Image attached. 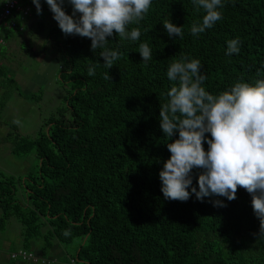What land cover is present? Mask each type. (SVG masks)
<instances>
[{"label": "trees", "instance_id": "trees-1", "mask_svg": "<svg viewBox=\"0 0 264 264\" xmlns=\"http://www.w3.org/2000/svg\"><path fill=\"white\" fill-rule=\"evenodd\" d=\"M40 3L42 14H51L47 34L56 46L57 80L68 89L35 138L11 151L34 152L33 173L0 178V230L14 220L21 242L8 251V264H55L44 251L74 241L75 254L66 264H264V232L244 188L238 187L232 201L213 196L202 202L195 194L187 201L170 200L164 198L159 178L171 155L167 143L172 141L159 120L160 105L176 83L168 79L169 65L182 57L200 60L201 74L207 77L203 86L213 95L238 82L254 85L264 79V0H222V19L198 36L191 26L202 22L205 12L193 0H152L140 23L127 26L128 31L139 28L138 40L115 33L107 38V47L120 55L111 69L103 64L102 49L93 51L90 38L65 35L46 0ZM18 5L27 7L26 15L14 9L6 19L14 26L1 23L0 28L5 39L11 37L10 44L19 43L29 52L32 45L22 35L27 21L36 19L27 31L31 33L43 19L32 0H18ZM63 7L72 14L68 0ZM165 20L182 26L183 38H170ZM13 29L20 40L12 38ZM237 38L239 53L227 55V42ZM7 43L0 44V58L12 55ZM140 43L151 49L147 63ZM89 67L95 68L91 77ZM106 73L111 79L104 78ZM176 138L178 131L172 140ZM203 147L208 150L206 141ZM202 171L192 170L197 190ZM217 199L226 206H213ZM19 251L35 256L23 257Z\"/></svg>", "mask_w": 264, "mask_h": 264}, {"label": "clouds", "instance_id": "clouds-1", "mask_svg": "<svg viewBox=\"0 0 264 264\" xmlns=\"http://www.w3.org/2000/svg\"><path fill=\"white\" fill-rule=\"evenodd\" d=\"M38 15H42L40 0H32ZM65 0H46L53 18L65 35L91 39V49H102L104 66L111 69L120 58L117 51L107 47L108 37L136 41L139 24L149 12L152 0H68L72 14L64 10ZM205 15L194 22L191 33L198 36L222 19V0H193ZM77 14H79L77 16ZM168 36L183 38V27L165 20ZM240 41L227 42V55L239 53ZM142 61L152 59L147 43H140ZM200 60L182 57L168 67L167 76L176 82L167 92V101L160 105V128L168 138L170 158L159 172L161 191L165 199L187 201L192 194L203 202L205 197H226L235 200L238 187L252 197V207L264 232V79L255 84L236 83L230 90L213 95L203 86L207 77L201 74ZM95 75L89 67L88 76ZM105 79H111L106 73ZM178 131V138L172 140ZM210 133V138L206 136ZM209 148L205 151L203 144ZM203 171L198 176V189L192 186V170ZM191 188V192H189ZM213 206H226L221 200ZM65 232V235H68Z\"/></svg>", "mask_w": 264, "mask_h": 264}, {"label": "rangeland", "instance_id": "rangeland-1", "mask_svg": "<svg viewBox=\"0 0 264 264\" xmlns=\"http://www.w3.org/2000/svg\"><path fill=\"white\" fill-rule=\"evenodd\" d=\"M50 16L48 11L40 15L43 19L41 25H34L31 33L23 36V42L26 45H32L29 52H25L19 43V47L14 43L10 44L11 37L5 39L7 35L2 30L4 29L3 26L0 29L1 35H4V42H8L9 53L12 54L8 56L6 51L7 55L4 56L8 57L6 59L0 58L1 179L10 176L26 177L29 172L33 173L36 168L34 152L15 155L11 151L16 146L17 149H20L18 144L21 141L25 142L27 139L35 138L48 118L56 114V110L62 105L66 89H68V85L62 84L59 79L57 80L59 62L56 60V46L54 40L47 34L51 24ZM12 32H14L12 38L21 39L17 30L13 29ZM30 37L31 41L28 44ZM3 70L5 71L2 72ZM17 195L21 199L24 196L20 187H18ZM16 225L14 220H9L4 229L0 230V250L4 249L6 254L11 249L21 247L18 226ZM63 247L66 251L65 254L61 255L62 259L59 264H66L69 255L75 254L77 242L63 244ZM32 256L35 255L32 253ZM5 259L6 262L0 264H8L7 256Z\"/></svg>", "mask_w": 264, "mask_h": 264}, {"label": "built area", "instance_id": "built-area-1", "mask_svg": "<svg viewBox=\"0 0 264 264\" xmlns=\"http://www.w3.org/2000/svg\"><path fill=\"white\" fill-rule=\"evenodd\" d=\"M14 9L21 11L22 14L24 15H26L27 13V7L26 8L20 7L18 5V0H5L3 5L0 7V24L4 23L6 27L14 26L15 23L13 21L6 20L11 15V11ZM3 42L4 40L0 36V44H2ZM18 253L21 254L23 257H27V258L32 257L31 253H26L22 251H19ZM12 256H15V253H13Z\"/></svg>", "mask_w": 264, "mask_h": 264}, {"label": "crops", "instance_id": "crops-1", "mask_svg": "<svg viewBox=\"0 0 264 264\" xmlns=\"http://www.w3.org/2000/svg\"><path fill=\"white\" fill-rule=\"evenodd\" d=\"M1 29V28H0ZM3 39V38H2ZM4 40V39H3ZM4 243V242H3ZM3 246V245H2ZM5 248V247H3ZM5 250L3 249L2 251L0 250V260L2 262H6V256L8 259V254L4 252ZM33 251L35 252L36 255H43L42 252L38 250V248H33ZM65 254V249L63 246L55 244V246L49 247L44 251V255L47 258L53 259L55 261V264H59L61 258V255Z\"/></svg>", "mask_w": 264, "mask_h": 264}, {"label": "water", "instance_id": "water-1", "mask_svg": "<svg viewBox=\"0 0 264 264\" xmlns=\"http://www.w3.org/2000/svg\"><path fill=\"white\" fill-rule=\"evenodd\" d=\"M34 21H36L35 18H33V19H29V20L27 21L26 30L23 32V36H26L27 31L29 30L30 26L32 25V23H33Z\"/></svg>", "mask_w": 264, "mask_h": 264}]
</instances>
